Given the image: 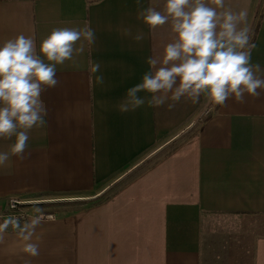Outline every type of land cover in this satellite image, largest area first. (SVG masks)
<instances>
[{
    "label": "crops",
    "instance_id": "0c3cea01",
    "mask_svg": "<svg viewBox=\"0 0 264 264\" xmlns=\"http://www.w3.org/2000/svg\"><path fill=\"white\" fill-rule=\"evenodd\" d=\"M164 3L0 0V46L23 34L40 54L54 28L87 24L95 33L93 44L78 41L84 51L56 66L59 83L41 97L46 123L29 131L24 158L10 155L0 166V223L10 198L67 196V204L41 205L58 215L36 228L30 242L39 245L37 257L22 251L25 242L9 227L0 264H264V91L224 106L206 93L195 103L182 97L171 110V100L151 107V94L141 91L144 105L119 110L151 70L147 59L162 58L175 38L170 24L152 30L138 18ZM224 5L246 11L240 27L249 29L250 42L254 37L251 60L264 76V0ZM100 75L103 84L96 83ZM14 142L0 139V152Z\"/></svg>",
    "mask_w": 264,
    "mask_h": 264
},
{
    "label": "clouds",
    "instance_id": "9594fccd",
    "mask_svg": "<svg viewBox=\"0 0 264 264\" xmlns=\"http://www.w3.org/2000/svg\"><path fill=\"white\" fill-rule=\"evenodd\" d=\"M212 3L216 7L206 0H165L161 10L149 6L139 12L138 18L152 30L170 24L175 38L165 45L162 58L154 55L147 59L151 70L144 74L142 83L128 89L126 99L118 106L121 112L145 104V98L137 95L141 91L151 94L147 99L151 107H162L171 100L169 110L182 97L195 103L205 93L220 106L233 97L240 104L246 103V96L260 97L258 90L264 91V76L259 75L260 65L251 60L255 45L250 43L249 29L240 27L246 21V11L225 9L224 0ZM124 34L131 35V30L125 29ZM82 39L90 45L95 42L94 30L87 24L83 28H54L40 43V54L35 40L23 34L0 46V139L15 137L10 151L0 152V166L10 155L24 158L29 131L46 123L42 93L58 85L56 66L84 51L83 46L76 48ZM134 39L140 41L143 35L137 34ZM99 69V63L90 61L91 72ZM95 79L97 84L104 83L102 75ZM35 212L37 215L23 224L18 216H9L0 223V240L12 227L25 242L22 251L31 257L40 254L39 245L30 241L46 219L42 209L36 208Z\"/></svg>",
    "mask_w": 264,
    "mask_h": 264
},
{
    "label": "built area",
    "instance_id": "2783aa9c",
    "mask_svg": "<svg viewBox=\"0 0 264 264\" xmlns=\"http://www.w3.org/2000/svg\"><path fill=\"white\" fill-rule=\"evenodd\" d=\"M43 199H22L18 197L10 198L8 202V212L3 213L4 216H18L21 218V222L26 221L33 215H37L36 208H40L44 211L46 219H54L58 213L55 211H48L41 208L40 205L46 203Z\"/></svg>",
    "mask_w": 264,
    "mask_h": 264
},
{
    "label": "rangeland",
    "instance_id": "374dc122",
    "mask_svg": "<svg viewBox=\"0 0 264 264\" xmlns=\"http://www.w3.org/2000/svg\"><path fill=\"white\" fill-rule=\"evenodd\" d=\"M172 147V146H171ZM170 147V148H171ZM170 148H168V149H166V150H163V151H161V152H159L158 154H155L153 157H152V159H151V161L150 162H153V161H155L157 158H160L161 156H163V154H164V152H166L167 150H169ZM142 169V167L138 170V171H140ZM66 198H67V196H65V198L63 199V200H57V201H55V202H47L46 204H53V205H56L55 207H54V209H64L65 208V206H66ZM38 199H43V200H50V199H45V198H38ZM79 202H77V204H78ZM77 204H75L74 205V207H78L79 205H77ZM41 206V205H40ZM41 208H44V207H42L41 206Z\"/></svg>",
    "mask_w": 264,
    "mask_h": 264
},
{
    "label": "trees",
    "instance_id": "16d2710c",
    "mask_svg": "<svg viewBox=\"0 0 264 264\" xmlns=\"http://www.w3.org/2000/svg\"><path fill=\"white\" fill-rule=\"evenodd\" d=\"M259 24H260V21L258 22L257 24V28H256V31L258 30V27H259ZM253 40H254V37H253ZM252 40V41H253ZM252 41L250 43H252ZM177 144H175L174 146H172L169 150H167L166 152H164L163 155H167L168 153H170L175 147H176Z\"/></svg>",
    "mask_w": 264,
    "mask_h": 264
}]
</instances>
